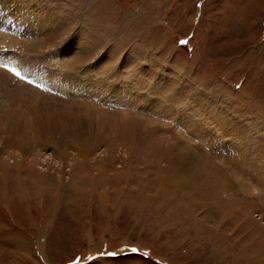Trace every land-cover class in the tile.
<instances>
[{
    "label": "rangeland",
    "instance_id": "obj_1",
    "mask_svg": "<svg viewBox=\"0 0 264 264\" xmlns=\"http://www.w3.org/2000/svg\"><path fill=\"white\" fill-rule=\"evenodd\" d=\"M0 264H264V0H0Z\"/></svg>",
    "mask_w": 264,
    "mask_h": 264
},
{
    "label": "snow or ice",
    "instance_id": "obj_2",
    "mask_svg": "<svg viewBox=\"0 0 264 264\" xmlns=\"http://www.w3.org/2000/svg\"><path fill=\"white\" fill-rule=\"evenodd\" d=\"M109 255H114V253H109ZM89 259H91V257H89Z\"/></svg>",
    "mask_w": 264,
    "mask_h": 264
},
{
    "label": "bare ground",
    "instance_id": "obj_3",
    "mask_svg": "<svg viewBox=\"0 0 264 264\" xmlns=\"http://www.w3.org/2000/svg\"><path fill=\"white\" fill-rule=\"evenodd\" d=\"M157 158H159V157H157Z\"/></svg>",
    "mask_w": 264,
    "mask_h": 264
}]
</instances>
